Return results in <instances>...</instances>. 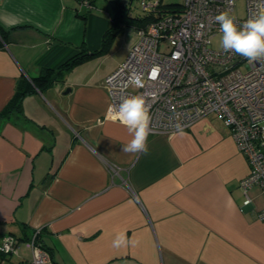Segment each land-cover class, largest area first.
<instances>
[{"label":"crops","instance_id":"0c3cea01","mask_svg":"<svg viewBox=\"0 0 264 264\" xmlns=\"http://www.w3.org/2000/svg\"><path fill=\"white\" fill-rule=\"evenodd\" d=\"M75 2L0 0V14L23 20L0 22V112L42 57L55 66L70 46H99L110 24L81 18ZM97 57L0 118V238L23 245L0 264L30 263L23 237L34 229L54 264H264V220L255 218L264 195L253 186L241 206L249 166L221 118H199L183 135L151 132L146 154L124 153L132 137L106 118L103 84L118 62L83 67ZM121 231L139 244L113 248Z\"/></svg>","mask_w":264,"mask_h":264},{"label":"built area","instance_id":"2783aa9c","mask_svg":"<svg viewBox=\"0 0 264 264\" xmlns=\"http://www.w3.org/2000/svg\"><path fill=\"white\" fill-rule=\"evenodd\" d=\"M75 1L80 8H94L91 0ZM238 1L183 0L178 11L163 13L134 30L136 42L103 84L108 108L125 97L143 95L150 107L151 132L172 133L177 124L184 129L202 117L221 118L249 166L238 185L245 207L251 204V187L257 186L264 195V60L250 63L224 52L222 46L214 50L211 45L213 36H222L216 15L229 11L239 27L264 9V0H243L244 16L239 17L235 10ZM158 3L140 0L139 7L151 12ZM137 76L139 84L134 83ZM108 108L106 118L114 119ZM255 218L264 220V209ZM35 235L24 241L31 253L29 264H54ZM19 244L14 235L2 236L0 254L15 255Z\"/></svg>","mask_w":264,"mask_h":264},{"label":"clouds","instance_id":"9594fccd","mask_svg":"<svg viewBox=\"0 0 264 264\" xmlns=\"http://www.w3.org/2000/svg\"><path fill=\"white\" fill-rule=\"evenodd\" d=\"M234 0H227L232 4ZM219 24L222 33L221 46L224 52H231L246 58L250 63L264 60V9L253 13L243 23L237 26L236 17L229 11L219 13L214 18ZM0 22L6 29L23 23L22 18L11 14H0ZM155 75V71L153 72ZM134 83L139 84L140 78H134ZM108 113L127 128L131 139L123 145L122 152L138 156L148 151V136L151 134L150 107L147 105L143 95H133L123 98L118 104L111 105ZM176 133L183 135L181 125H175ZM138 240H130L126 232H118L112 241V247L116 249L125 248L129 245L137 246Z\"/></svg>","mask_w":264,"mask_h":264},{"label":"trees","instance_id":"16d2710c","mask_svg":"<svg viewBox=\"0 0 264 264\" xmlns=\"http://www.w3.org/2000/svg\"><path fill=\"white\" fill-rule=\"evenodd\" d=\"M94 0H91L93 3ZM132 0L122 1V0H111V15L109 14V27L103 32L99 46L97 48H93L92 50L87 49L85 46L81 47H73L70 46L68 52L64 55V57L56 63L55 66H52L47 61L46 57H42L39 59L36 64L38 65L40 72L38 75L31 78L30 81L23 79L17 83L15 88V92L9 102L5 105L3 110L0 112L1 117H7L13 111L20 110V104L23 97L28 93H33L35 91H42L47 87H50L52 84L61 82L63 77L71 71L74 67L82 64L86 60L94 57L101 56L104 54L110 45L112 38L116 35V33L121 32L123 29L136 30L139 28H144L149 22L156 20L163 13L178 11L181 7V4H170L163 5L158 3V5L150 12L141 11L138 6V10L142 13H131V5ZM77 3V2H76ZM159 8V9H158ZM85 8H82V10ZM94 9V8H93ZM91 9V10H93ZM89 9H85V11L81 13L80 17L85 19L86 15L91 11ZM79 16V15H77ZM67 45V44H62ZM58 51V49H57ZM40 229H34L32 234L36 233L35 239L38 238V234L40 233ZM30 235V234H29ZM28 235V236H29ZM25 235L24 239L28 240L30 237ZM17 238V237H16ZM18 239V238H17ZM19 240V239H18ZM46 251L49 252V249L43 245H41ZM2 255V254H0ZM6 257V255H2ZM52 258V257H51ZM53 263H55L53 261Z\"/></svg>","mask_w":264,"mask_h":264},{"label":"rangeland","instance_id":"374dc122","mask_svg":"<svg viewBox=\"0 0 264 264\" xmlns=\"http://www.w3.org/2000/svg\"><path fill=\"white\" fill-rule=\"evenodd\" d=\"M111 0H95L94 2V9L89 12V14L98 16L102 19H105L109 23V15H111V6H110ZM128 1V0H123ZM165 3H181V0H164ZM76 3V2H75ZM77 5V4H76ZM139 6V0H133L131 5V13L138 14L142 13L140 10H138ZM78 8V6H75V8ZM236 15L239 17L244 16V1L239 0L236 3ZM85 9H83V12ZM108 13V14H107ZM137 40L136 34L129 29H123L121 32L116 33V35L112 38L108 50L102 54L100 57H97L95 61L90 62L89 64H86V68H91L95 65V63L102 61V68L108 69L117 62V66L115 69L122 63V61L127 56L130 46H132ZM211 45L214 50H219L221 48V35L217 34L212 37L211 39ZM19 249L23 250V245L21 244L19 246ZM27 256L30 258L31 261V254L29 252L26 253Z\"/></svg>","mask_w":264,"mask_h":264}]
</instances>
